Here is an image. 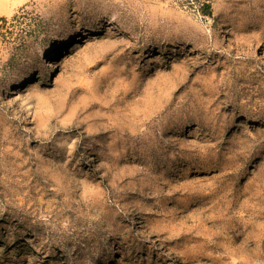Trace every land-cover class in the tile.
I'll return each instance as SVG.
<instances>
[{
	"label": "rangeland",
	"instance_id": "374dc122",
	"mask_svg": "<svg viewBox=\"0 0 264 264\" xmlns=\"http://www.w3.org/2000/svg\"><path fill=\"white\" fill-rule=\"evenodd\" d=\"M4 2L0 264H264V0Z\"/></svg>",
	"mask_w": 264,
	"mask_h": 264
},
{
	"label": "bare ground",
	"instance_id": "6f19581e",
	"mask_svg": "<svg viewBox=\"0 0 264 264\" xmlns=\"http://www.w3.org/2000/svg\"><path fill=\"white\" fill-rule=\"evenodd\" d=\"M5 1H6V0H5ZM12 2H14V1H12ZM4 4H5V5H4ZM4 4H2V3H1V0H0V11H2V12L6 11V9H7V8H5L6 5H7L6 2H4ZM12 4H13V3H12ZM8 7H9V6H8Z\"/></svg>",
	"mask_w": 264,
	"mask_h": 264
},
{
	"label": "trees",
	"instance_id": "16d2710c",
	"mask_svg": "<svg viewBox=\"0 0 264 264\" xmlns=\"http://www.w3.org/2000/svg\"><path fill=\"white\" fill-rule=\"evenodd\" d=\"M207 7V6H206Z\"/></svg>",
	"mask_w": 264,
	"mask_h": 264
}]
</instances>
